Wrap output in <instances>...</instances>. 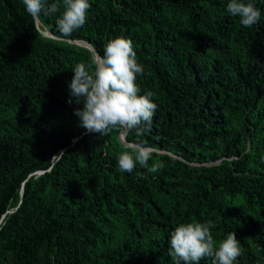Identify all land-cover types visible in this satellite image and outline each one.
Wrapping results in <instances>:
<instances>
[{"label":"trees","instance_id":"trees-1","mask_svg":"<svg viewBox=\"0 0 264 264\" xmlns=\"http://www.w3.org/2000/svg\"><path fill=\"white\" fill-rule=\"evenodd\" d=\"M229 2L90 0L65 37L59 13L0 0V264H175L170 234L192 221H212L217 242L236 233L234 264H264V0L252 27ZM117 36L158 105L124 138L153 149L156 173L120 172L123 130L101 137L74 114L72 69Z\"/></svg>","mask_w":264,"mask_h":264},{"label":"clouds","instance_id":"clouds-1","mask_svg":"<svg viewBox=\"0 0 264 264\" xmlns=\"http://www.w3.org/2000/svg\"><path fill=\"white\" fill-rule=\"evenodd\" d=\"M23 4L32 17L59 13L56 26L65 37L86 24L92 6L90 0H53L51 3L49 0H23ZM227 11L239 17L245 27H252L261 19V10L253 0H230ZM46 35L52 36L49 32ZM74 43L92 50L81 41ZM72 70L70 96L75 98V103H83V107L74 112L80 119L79 126L101 137L115 129L123 130L120 139L127 150L118 156L120 172L131 173L137 165L150 173L158 172L163 167L161 162L149 165L153 149L141 143H127L124 138L125 132L134 131L136 136H142L149 131L158 109L152 92L140 94L137 78L143 75L144 66L138 62L133 40L117 36L106 44L102 56L96 53L91 63H78ZM72 102V99L68 101L69 104ZM213 227L212 221L178 224L169 239L170 255L176 258L175 264H199L205 257L214 258V264H234L242 255L236 233L229 232L226 238L217 242Z\"/></svg>","mask_w":264,"mask_h":264},{"label":"water","instance_id":"water-1","mask_svg":"<svg viewBox=\"0 0 264 264\" xmlns=\"http://www.w3.org/2000/svg\"><path fill=\"white\" fill-rule=\"evenodd\" d=\"M89 48H90V46L89 45H87Z\"/></svg>","mask_w":264,"mask_h":264}]
</instances>
